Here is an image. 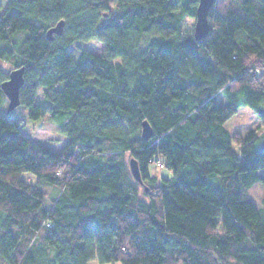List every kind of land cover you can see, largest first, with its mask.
<instances>
[{"label":"trees","instance_id":"16d2710c","mask_svg":"<svg viewBox=\"0 0 264 264\" xmlns=\"http://www.w3.org/2000/svg\"><path fill=\"white\" fill-rule=\"evenodd\" d=\"M198 2L0 0L20 105L65 136L60 150L35 142L1 110L0 68V264H264L249 193L264 188V0H216L201 40L184 32ZM79 40L102 53L77 55ZM241 104L261 119L246 136L225 126Z\"/></svg>","mask_w":264,"mask_h":264},{"label":"rangeland","instance_id":"374dc122","mask_svg":"<svg viewBox=\"0 0 264 264\" xmlns=\"http://www.w3.org/2000/svg\"><path fill=\"white\" fill-rule=\"evenodd\" d=\"M196 18L188 17L184 22V32L187 35H191L194 32ZM75 51L80 48H87L90 51L96 53H102L104 43L99 40H79L75 42ZM78 55V51H76ZM0 68L5 70L6 72H10L14 67L0 59ZM41 96V95H40ZM219 101L221 102H228V98L224 93H221L219 96ZM38 102H40L38 100ZM42 103L49 104L48 101H41ZM264 107V102L262 103ZM7 104L1 110L4 112L6 111ZM28 115V108L24 107L23 105L18 106L11 112V116L19 117L23 119L22 123V131L28 135L32 140L35 142L45 144L50 146L55 150H60L65 142V136L62 134L60 127H61V120H53L48 116L39 119V120H32L27 118ZM26 115V116H25ZM261 125L260 117L248 106L245 104H241L239 107L238 112L230 118L225 126L231 133L239 132L243 136H246L252 129L257 128ZM150 173H157V175H165L169 176L170 171L166 168H159L155 162L149 165ZM259 173H264V169H261ZM50 193L52 192L51 188H48ZM250 196L252 200L256 203L258 207L264 206V188L261 182H256L249 190ZM90 264H100L97 259L92 260Z\"/></svg>","mask_w":264,"mask_h":264},{"label":"water","instance_id":"95a60500","mask_svg":"<svg viewBox=\"0 0 264 264\" xmlns=\"http://www.w3.org/2000/svg\"><path fill=\"white\" fill-rule=\"evenodd\" d=\"M216 0H199L196 8V20L194 26V37L201 40L207 37L210 31L209 12ZM65 21L59 20L55 25L47 29L46 36L53 39L55 35L63 32ZM24 83V66L14 67L9 73L8 78L2 82L1 87L7 96L8 103L6 113H11L21 104L20 89ZM153 134V129L147 120L143 121L142 135L148 139ZM130 168L133 176L140 182H143L139 164L135 158L130 159Z\"/></svg>","mask_w":264,"mask_h":264},{"label":"built area","instance_id":"2783aa9c","mask_svg":"<svg viewBox=\"0 0 264 264\" xmlns=\"http://www.w3.org/2000/svg\"><path fill=\"white\" fill-rule=\"evenodd\" d=\"M160 165L162 166V164L160 163Z\"/></svg>","mask_w":264,"mask_h":264}]
</instances>
